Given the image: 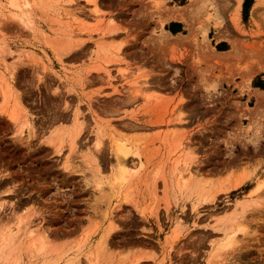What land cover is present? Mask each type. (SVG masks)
Segmentation results:
<instances>
[{
  "label": "rangeland",
  "instance_id": "1",
  "mask_svg": "<svg viewBox=\"0 0 264 264\" xmlns=\"http://www.w3.org/2000/svg\"><path fill=\"white\" fill-rule=\"evenodd\" d=\"M9 1L0 0V239L10 229L17 245L8 261L264 264V188L234 210L264 181V89L253 86L264 80V2L244 21L243 0ZM175 9L188 20H168ZM11 108L27 122L22 134ZM116 143L132 166L113 187ZM233 232L234 245L218 247Z\"/></svg>",
  "mask_w": 264,
  "mask_h": 264
},
{
  "label": "bare ground",
  "instance_id": "2",
  "mask_svg": "<svg viewBox=\"0 0 264 264\" xmlns=\"http://www.w3.org/2000/svg\"><path fill=\"white\" fill-rule=\"evenodd\" d=\"M237 2H239V0H237ZM262 3L264 2V0H262L261 1ZM9 5L10 6H13V7H18V4H17V0H10L9 1ZM207 5H209V3L207 4ZM259 0H258V2L257 1H255V2H253V4H252V7H251V11H255L258 7H259ZM261 6V5H260ZM183 12V11H182ZM182 12H180L178 9H175V10H173L171 13H170V15L168 16V20H184V21H187L188 19H187V17H185L184 16V13H182ZM165 20V19H164ZM206 29V28H205ZM2 62H4V61H2ZM1 78H3V77H1ZM3 80V79H2ZM8 84L6 83V86H7ZM4 87V89L5 90H3V93H2V100H3V103L4 102H6L7 103V101H8V98H9V93H10V90H9V87L7 86V87ZM8 97V98H7ZM7 99V100H6ZM2 102V101H1ZM4 112L7 114V117H9V119H11V120H13L14 122H19V128H17L18 130H17V132L19 133V134H22V131H23V128L24 127H26L27 126V122H25L26 120L24 119V120H22L21 119V115L19 116L18 115V113L14 110V108H11V109H5L4 110ZM18 119V120H17ZM28 128V127H27ZM61 136V135H60ZM60 136H59V138H60ZM58 137V136H57ZM55 140H56V138H55ZM57 141H58V139H57ZM120 143V142H119ZM119 143H116L115 145H116V151H114V152H116V154H115V156H116V158H115V163H116V165H117V170L115 169V174L116 175H114L115 176V180H113V181H115V182H113V183H116L113 187H115L118 183H121L122 181H124V180H127L126 179V177H127V174H128V169L129 168H131L130 166H132V165H130V163H129V159H128V153H129V148L128 147H126L125 145H124V143H121V144H119ZM115 145H114V147H115ZM135 152V151H134ZM132 164V163H131ZM114 168H116V167H114ZM97 171V170H96ZM113 179H114V177H113ZM107 181V180H106ZM100 181H98V182H96V184L97 183H99ZM243 182V179H241V180H237L236 182H234V184H232L231 185V188H236V187H238L241 183ZM109 183L111 184V181H109ZM123 183V182H122ZM121 183V184H122ZM112 185V184H111ZM119 185V184H118ZM118 185L116 186V187H118ZM98 186V185H97ZM120 186V185H119ZM264 188V181H260V182H258L257 184H255L254 185V187L253 188H251V189H249L248 190V192H247V195H248V197L247 198H243V199H237L236 201H235V208H234V210H236V209H243L245 206L247 207L249 204H250V198H251V196L252 195H254V194H256L257 192H259V191H261V189H263ZM226 189V188H225ZM224 189V190H225ZM230 189V188H229ZM102 193V192H101ZM246 195V196H247ZM252 200V199H251ZM234 210H233V212H234ZM231 214V213H230ZM224 215V214H223ZM220 218H216L217 220H219L220 221V219H221V216H219ZM224 217V216H223ZM222 217V218H223ZM225 218V217H224ZM229 219H231V217H229ZM226 220V219H225ZM217 222V221H216ZM31 230V229H30ZM240 230H241V228H240ZM32 232H33V230H31ZM30 232V231H29ZM236 232V231H235ZM235 234L236 233H232V234H229V235H225L224 236V240L222 241V242H218L219 243V245H218V247L220 246V248H222V247H224V248H226V249H228L227 247H229L230 248V246L232 247L233 245H234V243H235ZM15 235V232L14 231H10V229H9V231L7 232V233H4L3 234V236H2V238L0 239V261L1 262H3V261H5V264H6V260H7V264H11V261H8V258H9V253L12 251V245H15L14 243V241H15V239H14V236ZM106 235V234H105ZM40 240H41V237H40ZM35 241V240H34ZM104 242V241H103ZM41 244H43L42 242H41ZM101 244V243H100ZM217 245V244H216ZM15 246H17V245H15ZM215 246V245H214ZM40 248L41 249H43L42 248V245L40 246ZM219 248V249H220ZM15 249H16V247H15ZM99 249V248H98ZM213 249H215V248H213ZM223 249V248H222ZM14 250V249H13ZM18 250V249H17ZM213 251V250H212ZM218 251H220V250H218ZM212 254V253H211ZM215 255V254H214ZM69 264H72V263H70V262H72V261H70L69 262V260H66ZM10 262V263H9ZM67 263V264H68ZM3 264V263H2ZM75 264H80L79 262H78V260L77 261H75Z\"/></svg>",
  "mask_w": 264,
  "mask_h": 264
},
{
  "label": "trees",
  "instance_id": "3",
  "mask_svg": "<svg viewBox=\"0 0 264 264\" xmlns=\"http://www.w3.org/2000/svg\"><path fill=\"white\" fill-rule=\"evenodd\" d=\"M253 3V0H243V3H242V18L244 21L247 20L248 18V12H249V9L251 7ZM166 28L172 32V33H176V32H179L182 30V25L180 23H177V22H170ZM220 47V46H219ZM221 49V48H219ZM253 86L255 87H259L261 89H264V80H261L259 78V76H257L254 81H253Z\"/></svg>",
  "mask_w": 264,
  "mask_h": 264
},
{
  "label": "crops",
  "instance_id": "4",
  "mask_svg": "<svg viewBox=\"0 0 264 264\" xmlns=\"http://www.w3.org/2000/svg\"><path fill=\"white\" fill-rule=\"evenodd\" d=\"M138 164V163H137ZM137 166V165H136Z\"/></svg>",
  "mask_w": 264,
  "mask_h": 264
}]
</instances>
